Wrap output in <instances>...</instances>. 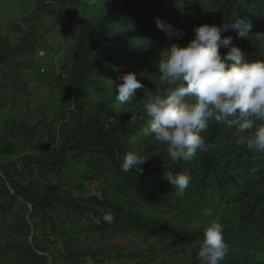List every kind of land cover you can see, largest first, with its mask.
Returning <instances> with one entry per match:
<instances>
[{
    "label": "rangeland",
    "instance_id": "obj_1",
    "mask_svg": "<svg viewBox=\"0 0 264 264\" xmlns=\"http://www.w3.org/2000/svg\"><path fill=\"white\" fill-rule=\"evenodd\" d=\"M240 2L0 0V264H33L27 245L44 257L35 264H199L203 228L212 219L230 246L222 264H264V153L237 146L235 128L213 120L202 133L209 151L173 162L148 132L144 110L149 96L167 87L159 80L162 52L186 44L200 24L234 20ZM243 17V35H221L246 59L264 61V0H245ZM111 19L113 28L103 27ZM157 19L171 28L161 30ZM81 64L88 67L81 71ZM127 71L144 87L118 105L112 81ZM111 124L113 156L97 142L83 146ZM128 151L148 158L142 171L121 170ZM171 169L191 177L183 196L165 178ZM50 187L59 194L53 207L32 212L23 196ZM91 197L100 203L84 201ZM94 212L149 227L101 226ZM153 222L198 237L158 234ZM241 226L240 236H231Z\"/></svg>",
    "mask_w": 264,
    "mask_h": 264
},
{
    "label": "clouds",
    "instance_id": "obj_2",
    "mask_svg": "<svg viewBox=\"0 0 264 264\" xmlns=\"http://www.w3.org/2000/svg\"><path fill=\"white\" fill-rule=\"evenodd\" d=\"M156 23L161 30L171 28L159 19ZM247 27L243 16L220 26L200 24L186 44L172 43L162 52L159 80L167 87L150 95L144 110L149 118L148 132L155 141L166 145L171 161H190L209 151L211 146L202 133L213 120L235 128L239 133L237 146L264 153V61L246 59L245 52L232 45L230 36L221 35L230 30L243 35ZM183 35L180 32L179 38ZM229 45L222 55L220 47ZM118 80L111 85L118 105L133 102L136 90L144 87L135 71L122 73ZM147 159L136 151H128L122 158L121 170L140 172ZM165 178L180 196L191 180L186 173ZM204 214L213 215L211 209H205ZM103 219L110 223L113 216L106 214ZM203 237L197 253L199 264H222L230 246L219 219H212L203 228Z\"/></svg>",
    "mask_w": 264,
    "mask_h": 264
},
{
    "label": "trees",
    "instance_id": "obj_3",
    "mask_svg": "<svg viewBox=\"0 0 264 264\" xmlns=\"http://www.w3.org/2000/svg\"><path fill=\"white\" fill-rule=\"evenodd\" d=\"M245 0H241L240 4L237 7V17H241L243 16V4H244ZM258 22V18H257V13L255 15V19H254V23L253 25H255V23ZM110 24V28H113V19H111L109 22L105 23L103 25L106 26ZM105 31V30H104ZM83 65H86V67H84ZM88 66L87 64H81L80 70H84L86 69ZM117 133V126L115 124H111L110 127L108 128V130L102 132V133H97V135L94 137V140L92 141H87L83 143V146L87 145V146H91L93 145V143H98L99 146L103 147L105 149V153L113 156L115 153V145H114V137L116 136ZM13 144L10 143L8 144V148H12ZM160 169H154V172H158ZM170 172L172 173L173 176L177 175V174H181L180 171H178L177 169H171ZM137 176H139L140 178H144V174H138ZM204 180L203 179H199V182L202 183ZM14 189V188H13ZM16 191V190H15ZM58 191L55 187H50L47 188L46 191L44 193H39V192H35V191H30L27 194H25L23 197L25 199L26 202H28L31 205V210L32 212H38L41 213L43 215H45L47 213V210L49 208H52L54 205V199H56L58 197ZM85 202L94 204L95 202L100 203L98 201L97 198L95 197H91V198H84ZM93 211V210H90ZM95 215L98 216V218L101 221V226H107L108 222H106L103 217L104 216H99L98 213L94 212ZM110 215L113 216V220L112 222L109 223V225H113V228H120L121 230H129V229H133V228H137L139 230H143L146 231L147 228L149 227L148 223H144L141 222L140 220H134L132 218H127V219H122L119 216L113 214V213H109ZM264 217V209L258 214V218H263ZM152 227L156 230V232L158 234H162V235H170L173 238L180 240V241H184V242H191L193 240L197 239V235L191 234L187 231H176V230H172L170 228H165L163 226H161V224L159 222H153L152 223ZM242 230V226L241 228H238L236 232L233 233V235L231 236H240V231ZM25 253L27 255L28 261L32 262L33 264H35L37 261L43 259V255L39 254L37 252L36 249V245L31 246V245H27L25 248Z\"/></svg>",
    "mask_w": 264,
    "mask_h": 264
}]
</instances>
